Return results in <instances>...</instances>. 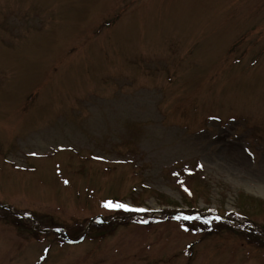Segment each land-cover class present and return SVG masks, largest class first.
<instances>
[{
    "label": "rangeland",
    "instance_id": "374dc122",
    "mask_svg": "<svg viewBox=\"0 0 264 264\" xmlns=\"http://www.w3.org/2000/svg\"><path fill=\"white\" fill-rule=\"evenodd\" d=\"M0 264H264V0H0Z\"/></svg>",
    "mask_w": 264,
    "mask_h": 264
}]
</instances>
